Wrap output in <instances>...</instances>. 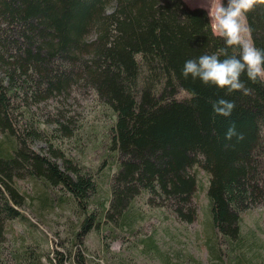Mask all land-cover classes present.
<instances>
[{
    "label": "trees",
    "instance_id": "1",
    "mask_svg": "<svg viewBox=\"0 0 264 264\" xmlns=\"http://www.w3.org/2000/svg\"><path fill=\"white\" fill-rule=\"evenodd\" d=\"M247 25L250 42L264 49V6L247 14ZM223 46L207 11L184 0H0V236L15 222L36 226L17 180L33 181L43 210L70 202L79 218L66 255L38 252L33 237L14 247L9 264H91V230L105 250L131 239L161 264H205L159 249L138 205L143 198L192 223L200 171L207 264H264L241 225L243 212L264 204V128L244 104L224 127L210 85L181 74L186 60ZM249 83L264 96V84ZM75 90H90L110 114L99 142L86 144L91 165L66 152L80 130L69 116L58 114L51 127L41 120L46 101ZM40 139L44 153L33 146Z\"/></svg>",
    "mask_w": 264,
    "mask_h": 264
},
{
    "label": "rangeland",
    "instance_id": "2",
    "mask_svg": "<svg viewBox=\"0 0 264 264\" xmlns=\"http://www.w3.org/2000/svg\"><path fill=\"white\" fill-rule=\"evenodd\" d=\"M191 8H204L208 15L209 11H214L210 7L211 0H184ZM219 0H217V3ZM212 24V22H211ZM246 38L250 41L248 33ZM241 80L245 81L246 86L251 89L250 95H243L237 91L232 94H225L224 91L217 90L215 86H209L210 94L215 98L223 97L233 101L235 108L229 117L222 119V124L227 127L232 121L236 107L239 104L247 105L251 116L256 119L260 126L264 128V96L257 92L255 87L249 83L246 76ZM45 116L41 118L42 123L47 121L46 126H54L51 122L58 114H65L70 117L71 126L80 128L75 137L67 140L66 152L73 157H79L82 161L91 165L95 161V153L89 144L99 142L103 128L108 124L109 113L100 105L94 93L89 91H73L69 98L63 102L58 100L46 101L42 106ZM45 126V125H44ZM43 126V127H44ZM92 141V142H91ZM34 149L44 153L47 149L45 139L34 141ZM200 171L201 176L199 187L195 194V205L197 207V217L190 224L180 223L175 217L164 208L148 207L143 198L138 199V205L145 210L144 229L153 230L155 244L159 249L176 251L178 253H188L196 260L205 264L208 263V252L205 243L204 225L206 209L205 186L206 177ZM20 191L26 196L24 212L31 221L37 226L29 230L22 223L15 222L10 233L0 236V255L7 264L13 262L14 247L21 249L30 244L35 238L34 247L38 252L48 253L49 256L56 254V251L67 254L72 249L71 237L79 223L78 212L75 206L70 203H63L57 208L43 210L36 197V187L33 181L24 179L17 180ZM242 229L244 232L254 233L259 244V251L264 257V204L257 205L243 212ZM86 253L92 259L91 264H161L157 257L150 256L141 244L131 239L113 243L108 250L102 245L100 234L91 230L84 240ZM45 264L46 259H43ZM98 262V263H97Z\"/></svg>",
    "mask_w": 264,
    "mask_h": 264
},
{
    "label": "clouds",
    "instance_id": "3",
    "mask_svg": "<svg viewBox=\"0 0 264 264\" xmlns=\"http://www.w3.org/2000/svg\"><path fill=\"white\" fill-rule=\"evenodd\" d=\"M264 6V0H211L209 18L214 33L223 39L224 46L211 54L185 61L182 76L187 79H199L204 85L215 86L225 94L241 92L250 95L251 89L241 80L246 76L252 83L264 84V49L256 47L246 38L250 29L247 14ZM231 50V51H229ZM213 112L229 117L235 103L218 98L212 104ZM236 135L234 126L229 128L226 138ZM242 134L238 139H242Z\"/></svg>",
    "mask_w": 264,
    "mask_h": 264
},
{
    "label": "bare ground",
    "instance_id": "4",
    "mask_svg": "<svg viewBox=\"0 0 264 264\" xmlns=\"http://www.w3.org/2000/svg\"><path fill=\"white\" fill-rule=\"evenodd\" d=\"M16 172V171H15ZM18 176V175H17ZM12 178V177H11ZM13 180V179H12ZM66 194V193H65ZM63 195V194H62ZM104 197V196H103ZM113 229V228H112ZM116 229V228H115ZM105 230V229H104ZM107 231V230H106ZM119 233V232H118ZM113 235H114V233H113ZM116 236V235H115Z\"/></svg>",
    "mask_w": 264,
    "mask_h": 264
}]
</instances>
